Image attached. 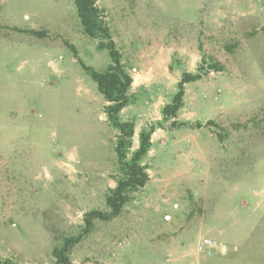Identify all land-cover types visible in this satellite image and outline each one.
<instances>
[{"label":"rangeland","instance_id":"rangeland-1","mask_svg":"<svg viewBox=\"0 0 264 264\" xmlns=\"http://www.w3.org/2000/svg\"><path fill=\"white\" fill-rule=\"evenodd\" d=\"M133 78L120 113L147 184L111 220L120 131L80 61L111 63L74 0H0V258L57 264H264V0H98ZM35 31L41 36L31 33ZM73 46L78 59L69 48ZM80 60V61H79ZM183 107L163 110L185 74ZM202 239L214 255L198 251Z\"/></svg>","mask_w":264,"mask_h":264},{"label":"trees","instance_id":"trees-1","mask_svg":"<svg viewBox=\"0 0 264 264\" xmlns=\"http://www.w3.org/2000/svg\"><path fill=\"white\" fill-rule=\"evenodd\" d=\"M77 8L78 17L84 28L85 33L94 39L99 40L98 48L107 50L110 55L111 63L104 72H98L90 66H86L80 61L84 70L91 76L98 86L100 94L107 102L105 113L109 122L114 128L120 131L116 145V153L121 166L122 177L118 181L117 187L107 196V206L110 213H102L93 211L86 217L85 234L92 229V221L96 218L103 220H111L119 216L124 207L130 202V193L143 188L149 181L147 168L142 165V159L148 153L151 147V136L154 131H145L140 134V146L134 153L132 159L127 161L126 151L132 145L134 137V124L130 122H122L120 113L130 104L129 90L133 83V78L126 71L122 63L121 53L111 35L110 28L106 22L105 11L98 5V0H74ZM35 36H41L40 33L31 31ZM69 48L78 59V54L73 46ZM200 75L185 74L179 84V91L173 98L170 105L163 110L164 118L176 117L179 110L184 104L185 84L197 81ZM84 235L76 238H67L60 248L53 250V256L57 264H72L70 259L71 250L81 241ZM0 264H12L10 261Z\"/></svg>","mask_w":264,"mask_h":264},{"label":"built area","instance_id":"built-area-1","mask_svg":"<svg viewBox=\"0 0 264 264\" xmlns=\"http://www.w3.org/2000/svg\"><path fill=\"white\" fill-rule=\"evenodd\" d=\"M200 253L205 255H214L217 252V243L211 239H202L197 246Z\"/></svg>","mask_w":264,"mask_h":264}]
</instances>
